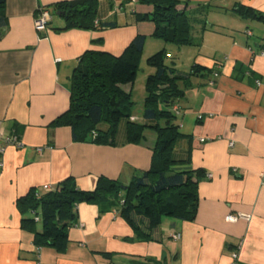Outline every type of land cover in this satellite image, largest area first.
Instances as JSON below:
<instances>
[{
  "label": "crops",
  "instance_id": "1",
  "mask_svg": "<svg viewBox=\"0 0 264 264\" xmlns=\"http://www.w3.org/2000/svg\"><path fill=\"white\" fill-rule=\"evenodd\" d=\"M61 1L72 0H7L4 9L0 122L23 147L9 146L1 157L0 264H232L236 249L238 264H264V22L234 10L242 4L264 14V0H179L178 8L193 18L195 45L187 46L193 50L186 62L178 56L171 64L185 72L196 64L220 71L216 78L212 74L213 85L208 77L193 78L175 104L183 134L175 146L176 159L183 161L178 168L205 172L196 218L166 217L147 238L116 209L82 202L62 250L35 244L17 205L31 188L44 192L74 178L79 189L92 191L102 176L128 186L152 163L157 135L150 128L144 141L129 143L122 123L110 145L75 141L70 126L51 124L69 107L70 78L83 54L101 50L119 56L137 35L146 36L143 52L147 46L153 53L169 49L153 36L152 21L137 20V14L153 11L139 0H99V16L117 21V27L62 30L65 19L57 14L39 36L34 20L40 9L51 11ZM177 52L183 56V48ZM153 72L142 68L136 81L145 82ZM135 83L123 88L133 94ZM134 118L143 122L142 116ZM236 212L252 218L225 220ZM139 222L147 231L148 221ZM34 228L42 230L38 216ZM175 232L180 239L171 237Z\"/></svg>",
  "mask_w": 264,
  "mask_h": 264
},
{
  "label": "trees",
  "instance_id": "2",
  "mask_svg": "<svg viewBox=\"0 0 264 264\" xmlns=\"http://www.w3.org/2000/svg\"><path fill=\"white\" fill-rule=\"evenodd\" d=\"M6 1L0 0V36L6 31ZM139 3L153 7L150 14H137V20L152 21L154 37L179 47L195 45L193 18L178 8L179 0H139ZM53 9L65 19L62 30H103L118 26L117 21L101 19L99 0L61 1ZM234 10L243 17L264 22V14L249 6L239 4ZM145 42V35H137L119 56L87 50L70 78L69 107L51 124L70 126L75 141L110 145L115 144L122 123L129 143L144 141V131L150 128L157 135L150 168L135 175L128 186L102 176L92 191L79 189L74 178H67L44 192L31 188L17 199V205L24 215L22 227L34 232L37 246L62 250L68 228L75 223L77 206L82 202L116 209L147 238L166 217L184 221L196 218L199 181L205 172L178 168L183 161L176 159L175 146L183 134L175 122L178 114L174 107L192 86L193 78L212 80V74L220 71L197 64L188 72L181 71L166 61L168 51L155 52L147 58V65L154 72L146 79L143 122H138L134 118L132 91H126L123 86L135 83ZM34 216L42 221L41 231L34 228ZM141 218L148 221L147 231L140 225Z\"/></svg>",
  "mask_w": 264,
  "mask_h": 264
},
{
  "label": "built area",
  "instance_id": "3",
  "mask_svg": "<svg viewBox=\"0 0 264 264\" xmlns=\"http://www.w3.org/2000/svg\"><path fill=\"white\" fill-rule=\"evenodd\" d=\"M52 19V15L50 13V11L46 8L43 7L40 9L39 14L36 16L35 20H34V27L36 32L39 34V36H41V34L45 33L46 31H48L49 29V23L51 22ZM249 35H251V32H248ZM262 55H264V49L261 52ZM219 70V69H217ZM220 74V72L215 71L214 72V78L218 77ZM210 85L214 84V79L209 81ZM174 112L176 114L179 115L180 110L175 106L174 107ZM234 143L231 142L230 145L232 146ZM9 146H13L15 148H22L23 147V142L21 140V138L17 135H8L5 132L4 127L2 126L1 122H0V167H3L4 163L2 160V156L5 153L6 149ZM39 150L41 151V148H39ZM213 175L212 174H207V178H212ZM264 177V175H263ZM49 190V189H48ZM252 218V215L250 213L247 212H236V213H229L226 215L225 220L227 222H237L239 220H245V221H250ZM171 237L175 240H178L181 238V233L179 232H175L171 235ZM231 257L233 259V263L232 264H238V258H239V254H238V250H233L231 252ZM40 264V263H39Z\"/></svg>",
  "mask_w": 264,
  "mask_h": 264
},
{
  "label": "rangeland",
  "instance_id": "4",
  "mask_svg": "<svg viewBox=\"0 0 264 264\" xmlns=\"http://www.w3.org/2000/svg\"><path fill=\"white\" fill-rule=\"evenodd\" d=\"M50 13H52L51 15L58 17L57 16L58 12H56L54 9H51ZM167 44L169 46V49L166 51H170V53L172 55V58H170L168 56V58L166 59V61L168 63H172L173 61L177 62L178 56L181 57V60H184L186 62V59L188 58L187 56H189L190 55L189 53H191V50H193L191 47H187V46L179 47V48H183L184 53L182 56L181 54L178 55V52H177L178 46L172 45L170 43H167ZM170 48H174V49H170ZM151 49H152V47L150 48V46H147L145 49V52H142V57H141L142 67L140 66L139 76H140V74L142 75V73H141L142 68H148L147 58L155 53V52L154 53L151 52L152 51ZM172 50H174V52H172ZM150 53H152V54H150ZM145 83H146V81L144 82V80L140 81V79H138V81H136V83H135L134 91L132 94L133 100L135 102L134 106H133V112H134V114H136L139 117L138 120L141 119L142 112L144 109L145 98L147 96L146 89H145Z\"/></svg>",
  "mask_w": 264,
  "mask_h": 264
}]
</instances>
